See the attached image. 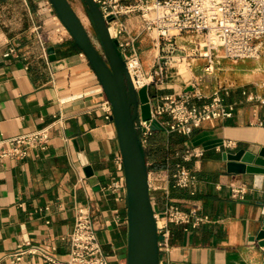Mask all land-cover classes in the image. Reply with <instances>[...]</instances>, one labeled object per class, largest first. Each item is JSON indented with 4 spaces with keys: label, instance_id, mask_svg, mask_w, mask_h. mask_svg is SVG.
Instances as JSON below:
<instances>
[{
    "label": "crops",
    "instance_id": "1",
    "mask_svg": "<svg viewBox=\"0 0 264 264\" xmlns=\"http://www.w3.org/2000/svg\"><path fill=\"white\" fill-rule=\"evenodd\" d=\"M10 1L0 3L9 7ZM19 1L37 23L46 1ZM29 24L23 20L19 31ZM16 25L9 21L7 31L17 30ZM62 33L63 41L46 42V55L40 54L38 40L17 34L5 36L0 51V141L43 128H49L50 136L45 150L0 165V264H63L79 206L91 209L109 264H127V194L112 108H106L108 100L86 57L70 35ZM51 47L55 60L47 54ZM11 48L19 52L18 58L4 57ZM146 55L148 70L152 60ZM229 61L217 60L211 75L204 74L203 60L186 61L188 82L174 67L162 85L149 87L153 105L159 96L189 90L201 77L206 95L217 86L231 88L227 102L237 103L230 119L205 123L188 136L152 131L142 144L154 213L165 207L160 188L166 184L161 175L166 165L182 163L179 157L187 150L202 153L183 162L197 177L195 187L173 190L170 200L210 222L187 232L171 227V249L159 252V264H263L264 247L252 238L262 221L258 202L264 196V180L262 189H255L253 175L227 172L222 155L264 148V127L256 125L264 123V103L250 108L241 94L247 90L264 95V57ZM225 142L236 146L224 148ZM233 189L243 190L244 199L234 196ZM19 252L21 259L12 263L9 256Z\"/></svg>",
    "mask_w": 264,
    "mask_h": 264
},
{
    "label": "built area",
    "instance_id": "2",
    "mask_svg": "<svg viewBox=\"0 0 264 264\" xmlns=\"http://www.w3.org/2000/svg\"><path fill=\"white\" fill-rule=\"evenodd\" d=\"M99 7L112 41L125 62L135 90L151 85L158 87L169 78L170 71L181 62L203 60L204 74L215 71L219 59L231 61L254 60L264 57V0H94ZM48 13L54 8L46 0ZM43 11L45 9H42ZM49 15L40 13L39 21L33 25V35L41 44L46 55V42L63 41V31L67 30L54 13L55 28L47 26ZM184 38L183 45H177L178 38ZM145 39L151 41L155 54H152L151 67L147 70L142 63L141 45ZM220 49L223 50L220 53ZM177 50L183 56H177ZM19 57L15 48L9 49L4 57ZM81 56H84L81 53ZM85 57V56H84ZM178 72V70H177ZM143 80H140V78ZM201 77L196 78L178 94L159 96L151 104V120L138 118L135 127L141 134V145L147 142L152 133L150 126L157 121L167 133L188 136L194 128L217 120L234 116L237 103L227 102L231 88L217 86L209 95L202 89ZM242 96L250 103H264V95L247 90ZM106 108L111 110L108 102ZM257 126L264 127L258 121ZM50 142L49 128L19 134L0 141V165L9 160H22L32 150H45ZM235 143L225 142L224 148H234ZM202 153L189 150L179 158L182 163H168L161 173L166 183L162 191L165 207L154 213L159 252L171 249V227H181L185 232L201 224L210 222L207 216H199L194 211L183 210L171 202L173 190L191 189L197 184V177L183 164ZM126 187V186H125ZM233 195L244 199L241 189H233ZM191 194H194L193 192ZM71 249L63 264H109L102 245L97 237L91 209L79 206L75 213L73 231L70 234ZM23 253L9 256L19 261Z\"/></svg>",
    "mask_w": 264,
    "mask_h": 264
},
{
    "label": "water",
    "instance_id": "3",
    "mask_svg": "<svg viewBox=\"0 0 264 264\" xmlns=\"http://www.w3.org/2000/svg\"><path fill=\"white\" fill-rule=\"evenodd\" d=\"M104 49V55L97 49L80 18L68 0H49L54 11L70 34L71 39L86 57L112 108L114 122L125 174L128 207L127 264H159L158 241L154 210L149 195L148 169L135 122L151 120L149 88L135 90L132 79L121 58L116 42L112 41L99 7L94 0H83ZM50 60H55L53 47L47 50ZM152 131H164L153 120ZM223 161L227 172L237 175H253L255 189L261 190L264 180V148L258 153H224ZM88 177L92 172L87 168ZM258 204L262 207V221L252 241L264 247V196ZM263 264H264V251Z\"/></svg>",
    "mask_w": 264,
    "mask_h": 264
},
{
    "label": "rangeland",
    "instance_id": "4",
    "mask_svg": "<svg viewBox=\"0 0 264 264\" xmlns=\"http://www.w3.org/2000/svg\"><path fill=\"white\" fill-rule=\"evenodd\" d=\"M43 1L45 2L46 0H43ZM68 1L70 3L71 7L73 8V10L76 12L78 17L80 18L84 27L86 28V30H87L90 38L92 39L93 43L95 44L97 49L104 55V49L101 45L97 31H96L95 26L93 24V21L90 17V14L88 12L86 4L84 3L83 0H68ZM8 5H9V7L5 3L4 4L2 2L0 3V51H2L4 48L3 40H4L5 36H8L10 34H17L18 38H20V39L25 37L27 40H30V38H32V40L33 39L37 40V39H35L36 37H34V35H33L34 34L33 33V25L36 23L37 17L36 16H32L31 18L27 17V13H25V11H24L25 10V4L23 3V1L11 0L8 3ZM43 9H45L43 12H45L50 17L49 19H47L48 20L47 26L51 27V28H55V26H56L55 23L57 22V20L53 21V19H52V17H54L55 11L53 10L54 13L52 12L50 14V13H48L47 7L44 6ZM8 11H9L10 15L7 14ZM23 20L25 23L28 20V22L30 24H29L27 30H25V31L20 30L19 31V29L23 26ZM9 21H13L17 24L16 25L17 30L11 31V32L7 31V28H8L7 24ZM62 31L66 32L65 30H62ZM67 33H68V31H67ZM183 42H184L183 37H181L180 39H177V45L178 46L183 45ZM141 51L143 53L142 63L145 66L147 64V55L146 54H148V53H150L151 55L155 54V51H153V48L151 46V41L149 39H145V41L143 42V45H141ZM222 52H223V50L220 49V53H222ZM40 54H43V51L41 50V48H40ZM175 55H176V53H175ZM250 61H252V60H250ZM229 62H231V61H229ZM177 67H179V69L177 68L176 71L177 70L180 71L181 76L184 78V80L186 82H188L190 80L189 79L190 71H189V67L187 66L186 62L179 63L177 65ZM145 69H147L146 66H145ZM221 77L222 76H220V78L218 79V82H220ZM245 101H246V99H245ZM244 104L250 105V108H251V106H253L255 108H258L260 106L259 103H250L247 101ZM244 104H243V106H244Z\"/></svg>",
    "mask_w": 264,
    "mask_h": 264
},
{
    "label": "bare ground",
    "instance_id": "5",
    "mask_svg": "<svg viewBox=\"0 0 264 264\" xmlns=\"http://www.w3.org/2000/svg\"><path fill=\"white\" fill-rule=\"evenodd\" d=\"M82 24H83V23H82ZM83 26H84V25H83ZM140 80H143V81H144V79H143L142 77L140 78Z\"/></svg>",
    "mask_w": 264,
    "mask_h": 264
}]
</instances>
